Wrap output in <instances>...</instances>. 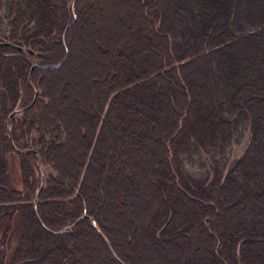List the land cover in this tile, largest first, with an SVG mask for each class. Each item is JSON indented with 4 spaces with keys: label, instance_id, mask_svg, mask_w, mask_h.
<instances>
[{
    "label": "trees",
    "instance_id": "16d2710c",
    "mask_svg": "<svg viewBox=\"0 0 264 264\" xmlns=\"http://www.w3.org/2000/svg\"><path fill=\"white\" fill-rule=\"evenodd\" d=\"M0 264H264V0H0Z\"/></svg>",
    "mask_w": 264,
    "mask_h": 264
},
{
    "label": "rangeland",
    "instance_id": "374dc122",
    "mask_svg": "<svg viewBox=\"0 0 264 264\" xmlns=\"http://www.w3.org/2000/svg\"><path fill=\"white\" fill-rule=\"evenodd\" d=\"M176 9H179V7L175 6ZM112 16H114V14H111ZM116 19V20H115ZM115 19L113 20H110V15H107V20L108 21H111L113 24H107L106 26H104V30H111V28L115 27L116 26V22L118 23V21H121V17H115ZM88 34V33H87ZM89 53L93 52V48L90 47L88 48L87 50ZM76 54L74 56V63H76V67H74L72 69V78H75L76 80H78L79 82H84L86 84H89V79L87 78L91 73L88 74V72L86 73H82L83 72V69H82V65L79 64L78 60L82 58L83 56V53H85V50L83 51L82 53V50H79L77 49L76 51ZM89 55V54H88ZM86 60H89L90 57L89 56H86L85 58ZM85 60V61H86ZM85 71V70H84ZM88 74V75H87ZM87 75V77H86ZM214 75L215 74H209V78L208 80L209 81H216L217 78H214ZM216 79V80H214ZM73 80V79H72ZM92 79H90L91 81ZM90 85V84H89ZM87 87H89L88 85H86ZM86 89V87L84 88ZM67 92L69 93V89H67ZM58 99H60L58 97ZM131 141V140H130ZM248 145V140L247 139H244L243 142L241 144H236L234 145L233 149L231 150V152L227 155V159L225 161H222L221 162V165L223 166L224 165V169H225V173L228 171V169L231 167L232 163L238 159L242 154L243 152L245 151L246 147ZM123 160L121 159L120 160V163H122ZM188 167H189V170L194 173L196 176H206V174H210V172L212 171V167H213V164L211 162V160L206 156V155H199L197 157H195L192 161H190L188 163ZM140 176V175H138ZM112 198V197H111ZM129 217L131 219H134L135 218V213L132 212V213H127L126 214V217Z\"/></svg>",
    "mask_w": 264,
    "mask_h": 264
},
{
    "label": "water",
    "instance_id": "95a60500",
    "mask_svg": "<svg viewBox=\"0 0 264 264\" xmlns=\"http://www.w3.org/2000/svg\"><path fill=\"white\" fill-rule=\"evenodd\" d=\"M4 46H6V47H9V48H12V49H15V50H21L19 47H17V46H15V45H12V44H4Z\"/></svg>",
    "mask_w": 264,
    "mask_h": 264
}]
</instances>
